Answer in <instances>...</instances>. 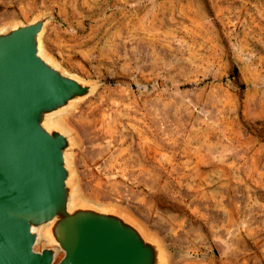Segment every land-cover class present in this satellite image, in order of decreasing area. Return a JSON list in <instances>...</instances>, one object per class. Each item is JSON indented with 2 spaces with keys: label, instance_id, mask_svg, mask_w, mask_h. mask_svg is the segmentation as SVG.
Listing matches in <instances>:
<instances>
[{
  "label": "rangeland",
  "instance_id": "374dc122",
  "mask_svg": "<svg viewBox=\"0 0 264 264\" xmlns=\"http://www.w3.org/2000/svg\"><path fill=\"white\" fill-rule=\"evenodd\" d=\"M40 15L43 52L95 84L47 120L75 199L127 214L163 264H264V0H0V28Z\"/></svg>",
  "mask_w": 264,
  "mask_h": 264
},
{
  "label": "water",
  "instance_id": "95a60500",
  "mask_svg": "<svg viewBox=\"0 0 264 264\" xmlns=\"http://www.w3.org/2000/svg\"><path fill=\"white\" fill-rule=\"evenodd\" d=\"M47 19L0 28V264H163L162 244L135 220L74 197L72 135L47 120L95 84L43 52ZM41 235L54 244L36 250Z\"/></svg>",
  "mask_w": 264,
  "mask_h": 264
},
{
  "label": "bare ground",
  "instance_id": "6f19581e",
  "mask_svg": "<svg viewBox=\"0 0 264 264\" xmlns=\"http://www.w3.org/2000/svg\"><path fill=\"white\" fill-rule=\"evenodd\" d=\"M45 61H46V63L49 65V66H51V67H55L54 65H53V62L49 59V58H45ZM64 76H67V77H71V76H69V75H64ZM58 119H59V117H55V118H52L51 120H49L48 121V125H53V124H59V121H58Z\"/></svg>",
  "mask_w": 264,
  "mask_h": 264
}]
</instances>
